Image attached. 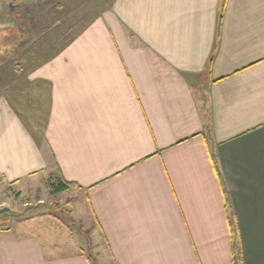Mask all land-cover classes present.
Instances as JSON below:
<instances>
[{
	"label": "crops",
	"instance_id": "crops-1",
	"mask_svg": "<svg viewBox=\"0 0 264 264\" xmlns=\"http://www.w3.org/2000/svg\"><path fill=\"white\" fill-rule=\"evenodd\" d=\"M38 5L0 6L36 48L0 93V182L54 171L88 236L7 220L0 264H94L90 243L98 264H264V0H112L51 53Z\"/></svg>",
	"mask_w": 264,
	"mask_h": 264
},
{
	"label": "rangeland",
	"instance_id": "rangeland-1",
	"mask_svg": "<svg viewBox=\"0 0 264 264\" xmlns=\"http://www.w3.org/2000/svg\"><path fill=\"white\" fill-rule=\"evenodd\" d=\"M18 1L29 5L30 2L36 0H0V6H9L12 2ZM112 0H37L40 6L33 9L29 14L32 25H36V44L40 46L39 51L47 50L48 53L57 51L63 44L75 36L80 30L88 25L94 19L102 15L108 9ZM35 4V3H34ZM39 4V3H38ZM14 13V12H13ZM18 14V12H15ZM16 14L12 12L5 13V21L12 20ZM14 16V17H13ZM5 25V24H4ZM2 26L0 24V93L12 96V85L14 81L11 79L12 72L15 66L13 59H18V64L23 61V56H19V51L24 47L29 46L35 50L34 43L29 36H24L22 40L20 37L26 35V29L21 27L20 36H15L16 29L9 26ZM9 28V29H7ZM41 30V31H40ZM36 45V46H37ZM45 49V50H44ZM32 50V49H31ZM47 53V54H48ZM25 65L28 62L24 63ZM19 108V107H18ZM29 109V108H28ZM27 120L31 118L32 112L27 109H21ZM56 173H46L42 176L31 180L30 182L9 185L0 182V207L8 206L11 209L21 212L22 215L17 218H28L31 216H50L60 224L70 228L72 231L86 234L88 232L84 229L82 224L77 223L69 215V210L62 203L58 195H52L48 188L49 179L54 180ZM14 219L13 217L3 216L0 218V224L6 223ZM69 219L74 224L69 222ZM86 254L94 260V264H98V260L94 257L95 252L90 243L86 248ZM95 258V259H94Z\"/></svg>",
	"mask_w": 264,
	"mask_h": 264
},
{
	"label": "trees",
	"instance_id": "trees-1",
	"mask_svg": "<svg viewBox=\"0 0 264 264\" xmlns=\"http://www.w3.org/2000/svg\"><path fill=\"white\" fill-rule=\"evenodd\" d=\"M1 57H3V55L0 54V58ZM212 57H210L209 63L211 62ZM13 61H14V59H13ZM14 64H15L16 67L18 66V64H16V63H14ZM30 134H31L32 138L34 139V141L39 145L41 143V141H42V138L40 136H37L32 131H30ZM71 185H72V183L65 181L60 175H56L54 180L49 179V181H48V188H49L50 193L52 195H57V194H60L62 192H65L66 190H68L70 188ZM69 222L74 224L71 219H69ZM240 259H241L240 251L234 248V254H233V262H234V264L239 263Z\"/></svg>",
	"mask_w": 264,
	"mask_h": 264
},
{
	"label": "water",
	"instance_id": "water-1",
	"mask_svg": "<svg viewBox=\"0 0 264 264\" xmlns=\"http://www.w3.org/2000/svg\"><path fill=\"white\" fill-rule=\"evenodd\" d=\"M21 215H22L21 212L15 211L8 206L0 207V218L3 216L17 218L20 217Z\"/></svg>",
	"mask_w": 264,
	"mask_h": 264
}]
</instances>
